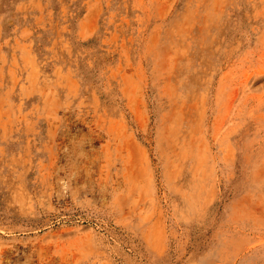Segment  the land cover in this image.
I'll use <instances>...</instances> for the list:
<instances>
[{
    "label": "rangeland",
    "instance_id": "374dc122",
    "mask_svg": "<svg viewBox=\"0 0 264 264\" xmlns=\"http://www.w3.org/2000/svg\"><path fill=\"white\" fill-rule=\"evenodd\" d=\"M0 264H264V0H0Z\"/></svg>",
    "mask_w": 264,
    "mask_h": 264
}]
</instances>
